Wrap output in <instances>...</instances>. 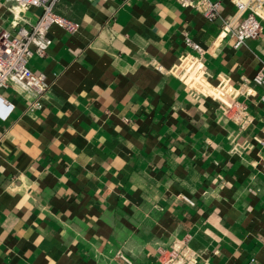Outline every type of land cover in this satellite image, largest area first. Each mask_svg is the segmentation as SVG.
I'll list each match as a JSON object with an SVG mask.
<instances>
[{"label":"crops","instance_id":"obj_1","mask_svg":"<svg viewBox=\"0 0 264 264\" xmlns=\"http://www.w3.org/2000/svg\"><path fill=\"white\" fill-rule=\"evenodd\" d=\"M205 20L176 0H59L71 32L29 68L48 84L42 107L7 91L0 121V264H264V21L233 48L221 33L232 0ZM21 12L0 0V32ZM233 24L232 30H235ZM185 38L203 53L188 47ZM203 78L185 83L181 60ZM238 91L249 121L222 109Z\"/></svg>","mask_w":264,"mask_h":264},{"label":"built area","instance_id":"obj_2","mask_svg":"<svg viewBox=\"0 0 264 264\" xmlns=\"http://www.w3.org/2000/svg\"><path fill=\"white\" fill-rule=\"evenodd\" d=\"M21 12L35 8L39 14L31 19H22L17 23L14 33L0 32V121H6L15 108V102L6 93L21 92L30 95L26 111L32 114L42 107V100L48 89V84L42 74L33 72L28 62L34 55L43 57L51 45L49 31L53 26H59L68 32L73 30V24L56 12L59 0H3ZM180 7L190 8L199 13L205 20L214 21L220 16V5L213 0H176ZM235 8V19L223 20L221 33L231 35L233 48L238 49L247 40L256 39L262 31L264 21V0H232ZM236 24L235 30H232ZM185 44L203 53L198 44L185 38ZM178 74L185 83H195L203 77V67L197 57L186 56L181 60ZM255 88L263 89L260 101L264 103V66L248 81ZM238 91L229 86L215 88L214 97L222 104V109L237 122H248L249 112L245 104L237 99ZM191 259V253L185 250L183 256L169 258L162 264H174Z\"/></svg>","mask_w":264,"mask_h":264}]
</instances>
